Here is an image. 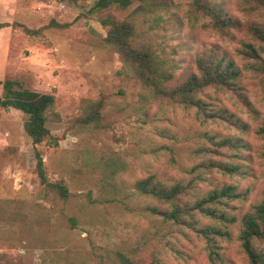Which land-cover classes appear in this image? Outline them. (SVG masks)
<instances>
[{
  "label": "rangeland",
  "instance_id": "1",
  "mask_svg": "<svg viewBox=\"0 0 264 264\" xmlns=\"http://www.w3.org/2000/svg\"><path fill=\"white\" fill-rule=\"evenodd\" d=\"M94 1L0 0V23L9 25L0 30V83L13 79L53 95L46 112L51 139L36 150L47 179L63 181L73 195L63 202L40 184L23 116L0 108V264H120L118 253L147 264L161 236L173 247L160 255L163 264H247L235 239L237 224L230 227L231 240L219 242L220 259L211 262L195 233L145 215L141 208L148 200L135 194L133 185L148 174L166 183L186 182L185 171L198 162L190 152L202 143L200 133L219 139L237 135L243 147L235 162L242 172L208 175L210 185L199 186L205 191L234 185L247 191L245 201L228 203V211L237 220L251 211L264 200V140L255 133L264 121V80L243 69L235 56L238 41L187 22L190 0H173L175 7L167 12L136 16L135 43L152 48L173 73V84L194 73L196 53L214 46L235 61L249 106L227 93L208 92V101L234 114L247 129L240 133L222 122L203 125L193 112L154 100L104 45L99 19L125 15L114 8L90 13ZM216 1L231 17H241L238 0ZM90 103L101 104L100 126L77 125Z\"/></svg>",
  "mask_w": 264,
  "mask_h": 264
},
{
  "label": "trees",
  "instance_id": "2",
  "mask_svg": "<svg viewBox=\"0 0 264 264\" xmlns=\"http://www.w3.org/2000/svg\"><path fill=\"white\" fill-rule=\"evenodd\" d=\"M237 6L241 17L233 18L216 0H190L185 18L192 26L199 24L200 28L221 39L238 41L235 56L243 62V69L264 80V0H238ZM173 7V0H95L89 12L100 13L114 8L125 15L121 19L112 15L99 19L104 31L102 41L117 53L123 66L154 100H165L193 112L195 119L203 125L222 122L229 127H238L240 131L237 132L244 133L247 125L242 120L225 109L214 108L208 101V92L227 93L236 95L243 105L249 106L238 85L240 70L219 47L196 53L194 73L173 84V73L152 48L135 43L133 20L136 16L167 12ZM8 26L7 23H0V30ZM0 85V108L13 109L23 116L22 130L34 150L40 184L59 200L69 202L73 195L63 181L51 182L47 179L36 150L37 146L51 139L46 127V112L53 106V95L36 92L13 79H4ZM100 106V103L92 106L90 103L89 110L76 119L77 125L100 126ZM255 133L264 140V121ZM200 139L202 143L190 152L198 162L185 171L189 176L186 182L166 183L154 174H148L134 183L135 194L148 200L141 211L160 223L195 233L205 243L211 262L220 259L219 242L230 241V227L237 224L235 239L246 263L264 264V200L237 220L228 211V203L245 201L247 191H237L234 185L212 186L205 191L199 186L200 183L210 185L208 175L233 177L242 172V166L235 162L240 159L237 150L243 147L240 137L230 135L219 139L204 131L200 133ZM163 148L173 154L170 147ZM171 159L174 163L172 155ZM88 200L91 201L90 197ZM68 222L73 227L75 218L70 217ZM153 244L147 264H163L160 255L173 250L171 241L161 236ZM117 257L120 264H135L121 253Z\"/></svg>",
  "mask_w": 264,
  "mask_h": 264
}]
</instances>
